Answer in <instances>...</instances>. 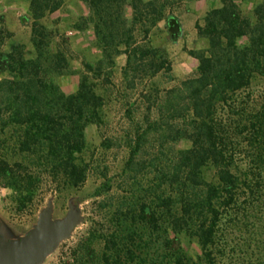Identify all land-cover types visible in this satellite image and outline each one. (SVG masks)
<instances>
[{"label":"trees","instance_id":"16d2710c","mask_svg":"<svg viewBox=\"0 0 264 264\" xmlns=\"http://www.w3.org/2000/svg\"><path fill=\"white\" fill-rule=\"evenodd\" d=\"M82 1L90 15L81 17L80 29L92 28L101 55L82 63L89 77L81 75L73 93L56 82L70 73L71 58L61 45L51 51L52 33L40 23L63 0H30L33 57L21 43L3 51L0 38V73L6 74L0 120L20 130V159L0 156V181L22 205L31 202L46 172L63 186L84 182L78 154L86 126L100 121L103 101L90 79L109 82L121 54L126 89L171 70L166 52L150 42L160 21L171 41L180 35L169 0ZM220 2L195 23L207 44L189 51L196 75L163 91L138 93L147 105L136 146L150 133L166 143L187 139L190 147L170 151L146 199L131 195L118 206L100 257L87 263L82 254L77 264H264V0L253 8V19L235 0ZM179 234L197 240V256L180 244Z\"/></svg>","mask_w":264,"mask_h":264},{"label":"rangeland","instance_id":"374dc122","mask_svg":"<svg viewBox=\"0 0 264 264\" xmlns=\"http://www.w3.org/2000/svg\"><path fill=\"white\" fill-rule=\"evenodd\" d=\"M29 2L30 0H0V38L4 39L1 46L3 51L7 52L13 44L21 43L26 57L35 55L31 42ZM169 2L171 5L168 10L179 17L185 33L177 43H169L163 34V23H159L151 31L150 42L166 52L171 62L170 71L162 70L152 79L144 80L137 90L126 89L121 76L125 57L120 55L115 59L109 82L102 77L90 79L103 101L100 121L86 126L85 147L78 154V159L86 166L84 182L76 187L63 186L58 178L47 177L46 172L41 175V182L31 202L22 205L20 195L0 181V220L7 238H18L30 230L48 203L52 204L53 218L65 216L70 207L80 213V222L70 236L60 241L39 264H77L76 258L82 254L87 263L97 260L118 206L131 195L146 199L148 189L156 182L155 170L165 164L170 151L190 147L187 139L166 143L163 139L154 140L150 133L141 140L139 147L136 146L137 136L144 128L147 105L146 99L138 96L139 90L143 89L147 94L153 88L163 91L196 75L197 60L193 59L189 51L198 52L207 47L206 41L198 37L195 29V23H202L205 14L200 12L203 8L201 0ZM236 2L242 12L253 19V8L258 0ZM63 3L65 5L59 11L47 14L40 23L52 33L51 51H56L61 45L71 58L70 73L58 76L56 82L65 93H73L78 88L81 75L86 74L82 63H94L101 54L95 45V37L92 41L90 37L83 35L82 41L79 33L76 38L67 33L74 27L83 34L85 29L80 28L83 24L81 17L84 16L81 13L86 11V4L82 0H64ZM71 4H76L78 9L70 11ZM89 15L90 11L85 17ZM239 43L245 45L247 37L240 38ZM86 76L89 77L87 74ZM4 77L6 74L0 73V79ZM19 136L17 126H3L0 120V156L10 161L20 159L17 148ZM130 158L131 165H128ZM177 239L190 255L195 257L199 254L195 238L179 234Z\"/></svg>","mask_w":264,"mask_h":264},{"label":"water","instance_id":"95a60500","mask_svg":"<svg viewBox=\"0 0 264 264\" xmlns=\"http://www.w3.org/2000/svg\"><path fill=\"white\" fill-rule=\"evenodd\" d=\"M78 211L70 207L60 218L52 217V204L48 203L33 227L18 238H7L0 220V264H39L60 241L68 238L80 222Z\"/></svg>","mask_w":264,"mask_h":264},{"label":"crops","instance_id":"0c3cea01","mask_svg":"<svg viewBox=\"0 0 264 264\" xmlns=\"http://www.w3.org/2000/svg\"><path fill=\"white\" fill-rule=\"evenodd\" d=\"M64 1V0H63ZM236 1V0H235ZM261 0H258V3L260 2ZM201 2L203 3L202 5H203V8H202V10L200 11L201 13H205L207 10H209V9H211V8H215V7H218V6H220L221 5V2H220V0H201ZM63 5H65V3H62V5H61V7L63 6ZM61 7L58 9V10H56V11H54V12H52V13H50V15L51 14H53V13H55V12H57V11H59L60 9H61ZM84 7H86V11L84 10L82 13H81V15H83L84 17L85 16H87L88 15V12H89V10H88V7L87 6H84ZM75 9H78L77 7H76V4H71V6H70V11L72 10V11H74ZM67 11H68V8H67ZM47 16V15H46ZM45 16V17H46ZM45 17H43V18H45ZM178 17V16H177ZM42 18V19H43ZM178 20H179V22H180V25H181V31H180V35H179V37L175 40V41H171L170 39H169V37H168V34H167V32L166 31H164V33L163 34H165L166 35V39L168 40V42L169 43H177L178 41H179V39H181V36L185 33V29H184V27H183V24H182V22H181V20L179 19V17H178ZM159 23H163V30H165V27H164V24H165V22L164 21H160ZM159 23L157 24V25H159ZM68 34H72L73 35V37L75 36V38L77 37V33H79L80 35H81V39H82V41H84L83 40V38H84V36L83 35H87L88 37H90V39L93 41V39H94V33H93V30L91 29V28H86L84 31H83V34H81L79 31H77V29H75L74 27L73 28H71V30H69L68 32H67ZM202 39V38H201ZM152 45V44H151ZM165 45V44H164ZM163 45V46H164ZM153 46V45H152ZM155 47V46H154ZM167 47V46H166ZM121 55H124V54H121ZM34 56V55H33ZM32 56V57H33ZM120 56V55H119ZM124 57H125V55H124ZM126 58V57H125ZM195 61H196V58H193ZM197 68V64H196V66H195V69ZM63 90V89H62ZM77 90V89H76ZM76 90H74L73 92H75ZM64 91V90H63ZM65 92V91H64Z\"/></svg>","mask_w":264,"mask_h":264}]
</instances>
